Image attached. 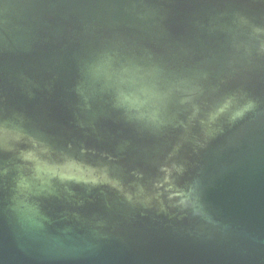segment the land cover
Returning <instances> with one entry per match:
<instances>
[{"label":"water","instance_id":"1","mask_svg":"<svg viewBox=\"0 0 264 264\" xmlns=\"http://www.w3.org/2000/svg\"><path fill=\"white\" fill-rule=\"evenodd\" d=\"M0 264H264V0H0Z\"/></svg>","mask_w":264,"mask_h":264}]
</instances>
